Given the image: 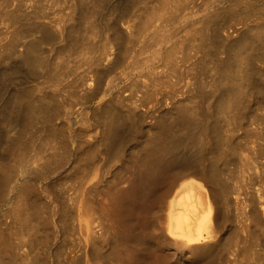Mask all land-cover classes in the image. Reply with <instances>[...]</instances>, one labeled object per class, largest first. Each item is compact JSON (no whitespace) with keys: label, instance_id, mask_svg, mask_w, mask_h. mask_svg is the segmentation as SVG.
<instances>
[{"label":"bare ground","instance_id":"bare-ground-1","mask_svg":"<svg viewBox=\"0 0 264 264\" xmlns=\"http://www.w3.org/2000/svg\"><path fill=\"white\" fill-rule=\"evenodd\" d=\"M65 124L75 127L68 162L85 218L74 247H56L52 262L115 264L109 251L124 248V264H183L179 247L191 244L188 264H264V0H0V202L12 194L7 213L22 236L0 227V264L49 263L38 248L56 213L41 218L30 165L64 147ZM143 128L145 146L134 142ZM241 139L255 154L247 169ZM140 149L150 152L147 172ZM113 159L143 196L161 164L172 174L157 210L130 195L123 219L135 229L143 211L146 227L121 242L97 203L107 180L92 179ZM59 209L68 236L74 226Z\"/></svg>","mask_w":264,"mask_h":264},{"label":"rangeland","instance_id":"rangeland-1","mask_svg":"<svg viewBox=\"0 0 264 264\" xmlns=\"http://www.w3.org/2000/svg\"><path fill=\"white\" fill-rule=\"evenodd\" d=\"M7 84H13V83L10 80V81H7ZM78 117L80 119H82V121L84 119H86L85 115H83V117L82 116L81 117L77 116V117H74L73 119L75 121H78L79 120ZM147 119L145 121V124H150L149 123L150 119L149 118H147ZM85 121H83V122H85ZM55 122H57V123L60 122L61 123L60 118H56ZM77 127H79V126H77ZM64 129H65L66 133L64 132ZM74 129H75L74 126L71 125V127H70L69 125L67 126V124H65V126L62 128V130L61 129L58 130V132H62L63 131V134L60 133L61 135L59 134L58 136H59V138L61 137V139L65 138L64 139L65 140L64 141L65 142L64 147L66 146V144H67V146L65 148L64 147L62 148V147H60L61 145L58 144L59 146L57 145V149L56 148L53 149L54 151L56 150L55 151L56 153L53 151L55 156H53L52 158H50L49 160H47L44 163H42V161H44V159L43 160L41 159V162L37 161V163L30 165L31 166V176L35 179L36 184H37V192H35V199L37 200V202L39 203V205L43 209L41 218L45 219V218L48 217V218H52L53 219L54 216H55L54 212L56 213V216L54 218V220H55L54 223L53 222L49 223L48 226H50V227L44 228V229H48V231H49V235L48 236H50V238L52 236L50 234H54L55 233V235L52 236L51 240H50L49 237H47L48 239H45V241H47V242L44 241V243L40 246V247H43L42 250H41V248H38V251L40 250V252H43L44 255L47 253L45 256L48 259H47V261L46 260L45 261L47 263L49 262L48 264H55L54 262L56 260V256L53 255V253L54 252L56 253L57 248L61 247L62 250L64 249V251H62V255H63L67 250H71L72 246L74 247V245L71 244V243L74 240L76 241V240L79 239L80 235H79V228L78 227H79V225L83 224V221H84V218H85V215H84L83 211L81 209H79V207L82 205V202H80L79 200L78 201L74 200L75 197L79 196V193H78L79 192V190H78V183H79L78 176L72 173V170H73L72 167L69 168L70 166L75 164V162L74 161L72 162L71 159H70V156H71L70 154L74 153V150L76 149V146H77V144L75 145L76 142H75V140L72 137V135L74 133L73 132ZM143 130L144 131H142L141 134L138 133L137 137H138L139 140L138 139H137V141L133 140L134 142H140L142 145H144V143H145V141H144L145 137L149 136V134H150V132H149L150 129L143 128ZM146 132H149V133H146ZM64 133L67 136H65ZM63 135H64V138H63ZM141 138H143L144 140L141 139ZM140 139L142 140V142H141ZM131 143L132 144L125 149V153H128L129 151L134 150V149H132V148H135V146L132 147L134 145V143L133 142H131ZM146 143H145V145H146ZM243 143L244 142L241 139L240 140V144H241V147L243 148L242 156L244 158L247 157V158H245L246 159L245 161L247 162L245 164V167H244V169H245L247 167V164H249V163L251 164V162H252V161H248V159L251 160L255 154L252 153L251 147L249 145L243 146ZM58 147L60 149H58ZM0 149L2 150V147H0ZM64 149H65V151H64ZM63 151L66 152V153H64ZM140 151H142V154L140 155L141 160L143 162V165H145L144 169L142 168V170L144 172H147V170L150 169V152L148 150H144L143 151L141 149H140ZM57 152H58V155H57ZM138 152H139V150H138ZM63 154H65L67 156L64 155L65 157H63ZM61 155H62V158L59 157ZM144 156H146V157H144ZM235 156H237V155H234V156L230 157L229 164H227L226 167L222 163H220V165L221 166L223 165L222 167L225 168V169L227 167L229 169L234 168L233 162L235 163V161H236V157ZM156 157H154V156L152 157V158H154L153 162L154 163H159L161 161V158H159L158 154L156 155ZM60 158L62 160H63V158H65L63 161L64 162L67 161V162L65 164H62L64 162H62V160ZM67 158L70 159V160H67ZM146 158H148V159H146ZM263 158H264V156H260L258 161L259 160L260 161L261 160L264 161ZM58 159H60L61 161L58 160ZM55 160H56V162H55ZM57 160L59 161V164H60V162L62 164V165L60 164V167H57L59 165L57 163ZM68 161L71 162L72 164L70 165V163ZM118 161L113 159V161L112 160L108 161V164H107V161H106V164H99V168L101 166V168H100L101 170L98 168V170H96V173H95V170H94V174L92 175V179H94V180L97 179L98 180L100 178V176L104 175V178H106L105 180H107V181H105V184L107 182V185H104V183H103L102 185L104 187L101 185L99 188L102 187V189L98 188V191H97V193H98L97 194V200L98 201H97V203L105 206L106 213H107V220H108V223H109V232L111 233V237L116 238L117 240H119L121 242V240H130L133 237L132 234H134V233L141 234V235L144 234V231H145L144 229L146 227L144 216H143V211L142 212L141 211L138 212L139 213V217L137 219H135V223H136L135 229H131L130 223L128 221H126L125 219H123V212H121V208L122 207L123 208L126 207V204L130 200L129 199L130 195H136L140 199H141V196H142V199L145 198L146 203H145L144 200L143 201L141 200V202H140L141 204L144 203V204H146V206L150 205V206H148V207H150V211L151 210L154 211L155 209L157 210V208H158V206L160 204V201H162L164 199V197H166L165 198V200H166L167 196L170 193V192H165L164 190H162L158 186L161 187V186L165 185V182L168 179L169 180L172 179V174L170 173V171L168 170L167 166L164 163L161 164L160 166L162 168H160L157 171V175H156V179H155V180L158 179V181L153 184V185H155L154 190H152V191L149 190L148 193H147V196L146 195L143 196L142 192H140L139 190L134 188V186L132 185V181H131V178H132L131 173H132V171H128V170H125L123 168L121 169L119 167L120 160H118ZM144 162H146V163H144ZM47 163L50 165V167L48 169L44 170L43 167ZM103 165H106V166L102 167ZM109 167H110V169H109ZM66 168H67V171L69 170V172H65ZM245 174H246V172L244 173V177H246ZM107 177H108V179L109 178L110 179L108 180ZM195 177L197 179H199L201 181V183L204 185V187L206 189L205 193H208V194H212L213 193V192H210V191H212V184L209 181H207L205 178H203L201 176H195ZM56 181L57 182L59 181L60 183L59 182L57 183ZM257 181H253V182H255V184L253 182H251V184L253 183V188H254V186H255V188L256 187L258 188V185H259L258 183L259 182H257ZM52 182H56L55 188L52 186ZM238 183L241 184L240 181H238ZM256 183H257V185H256ZM58 184H59V187L57 186ZM60 184H61L62 187L60 186ZM164 187L166 188V186H164ZM239 192H241V190H239ZM76 193H77V196H76ZM67 195L69 197L68 200H66V196ZM10 196H12V194L7 192L6 195H5V198L0 202V227H2L4 229L6 237H11L15 241H19V238H21L22 236L19 237L18 230L15 228L16 224H14V221H12V217L10 216V214L7 213V208L9 206L8 200H9ZM61 202L65 205L64 214H65V217L68 220L67 221L68 224L69 225L73 224V226H74V230L73 231L69 230V232L71 234L69 233L68 236H67L68 233L66 232V228H65L66 227V223H63V224H65V225H63L62 223H60V221H58V219H56V218H60L61 217V214L59 215V213H61V211H60V209L58 210V208H60ZM57 213H58V215H57ZM233 213H234V211H233ZM58 216H60V217H58ZM151 221L152 220L150 219L149 223H148L149 228H150ZM61 224H62V226H64L65 229L63 227H61ZM51 226H52V228H51ZM40 229H41V227H40ZM51 229H53V230H51ZM38 235L36 237H38ZM149 236H150V234H149ZM64 237H66V238H64ZM151 239H153V238H151ZM48 240H50V241L48 242ZM33 241H35V240H33ZM61 241H63V242H61ZM70 241H72V242H70ZM75 241H74V243H75ZM65 242L69 243V244H66L67 247H66L65 244H64L65 247L63 245V243H65ZM46 243L47 244L49 243L48 247H46L47 246ZM24 244L25 243H23V245H22L23 250L26 249V246ZM54 245H55V247H54ZM68 245H71V246H68ZM120 248H122V246ZM179 251L182 253L181 254V258H182L183 264L184 263L188 264L190 261H192L194 259V248L192 247L191 244L190 245L184 244V245L180 246L179 247ZM22 252L23 251L21 249H19V247H17L15 249V253H16L17 258L20 257ZM109 252H110V256L113 258V260H114L113 262L115 264H120V263L124 264L122 262H126V261H128V259H130L128 257L130 255L129 254L130 252L126 251L124 248H123L122 251H121V249L119 250L118 248H113ZM126 252H128L127 253L128 256L126 255ZM164 253H168L169 254V252L167 250H164L162 255H164ZM52 257H55V258H52ZM53 259H54V262H52ZM140 259H142V260H139V263L143 261V258H140ZM148 262L150 264V261H148ZM41 264H43V263H41ZM126 264H129V263H126ZM142 264H144V263L142 262Z\"/></svg>","mask_w":264,"mask_h":264}]
</instances>
